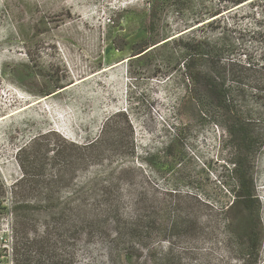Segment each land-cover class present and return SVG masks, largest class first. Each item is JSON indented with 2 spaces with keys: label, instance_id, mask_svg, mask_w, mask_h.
<instances>
[{
  "label": "rangeland",
  "instance_id": "374dc122",
  "mask_svg": "<svg viewBox=\"0 0 264 264\" xmlns=\"http://www.w3.org/2000/svg\"><path fill=\"white\" fill-rule=\"evenodd\" d=\"M162 4L161 21L151 30L152 0H0V176L7 188L0 206V264H12L13 191L22 179L27 184L17 201L32 211L90 208L94 196L106 195L129 221L136 210L162 213L188 204L200 219L199 231L194 240L175 243L176 250L194 253L187 263L248 264L237 233L240 210L231 214L229 241L215 217L234 200L224 183L235 185L227 170L238 150L210 119L181 110L184 71L168 78L150 58L140 65L144 76L129 74L134 47L184 25ZM261 9H255L256 20L247 17L251 8L243 9L236 23L259 31ZM246 46L260 61L264 45ZM55 84L66 88L58 91ZM248 91L256 94L255 88ZM237 105L264 142V107L253 96ZM119 114L128 117L133 132ZM102 138L97 162L91 154L100 147H89ZM254 155L248 160L261 204L255 230L261 242L248 260L264 264V147ZM50 182L55 186L43 185ZM86 247L84 238L83 264H111L99 238ZM153 247L165 252L170 245L158 240Z\"/></svg>",
  "mask_w": 264,
  "mask_h": 264
},
{
  "label": "trees",
  "instance_id": "16d2710c",
  "mask_svg": "<svg viewBox=\"0 0 264 264\" xmlns=\"http://www.w3.org/2000/svg\"><path fill=\"white\" fill-rule=\"evenodd\" d=\"M160 1L182 16L184 25L134 47L127 59L129 74L132 79L144 76L146 70L140 65L150 58L155 59V70L164 72L168 78H173L178 70L184 71L179 77L185 92L181 110L190 108L203 119H210L217 128H222L238 150V157L230 162L233 169L227 170L235 185L224 183L234 200L215 217L224 225L229 241L235 226L231 214L235 209L240 210L237 233L247 248V260L243 261L257 264L258 259L252 263L248 259L260 247L261 240L255 238V230L261 204L256 196L255 167L248 156L258 155L264 142L254 125L244 123L245 109H239L237 104L253 96L264 107V53L258 61L246 46L248 41L264 45V0H152L151 30L161 21ZM258 7L262 8L263 19L257 21L261 29L254 33L241 29L236 23L241 11L251 8L247 17L256 20L254 12ZM249 87L256 89L251 97ZM53 88L60 91L66 87L55 84ZM117 118L132 131L125 114ZM113 131L114 138L119 139L121 131L115 127ZM105 141L102 138L89 147H100L91 154L95 160ZM26 182L20 180L13 191L12 264H83L79 250L84 238L88 247L99 238L107 247L111 264L118 261L120 264H188L187 259L194 254L186 249L176 250L175 244L194 240L199 231L200 219L188 204L175 205L162 213L136 210L129 221L123 220L118 202L106 195L94 196L90 208L52 206L45 211H32L17 201L25 191ZM35 184L38 185L32 183ZM43 185L55 186L53 182ZM6 200L7 188L0 176V206ZM54 201V197L48 199V202ZM158 240L167 242L170 248L165 252L154 248L153 243Z\"/></svg>",
  "mask_w": 264,
  "mask_h": 264
}]
</instances>
